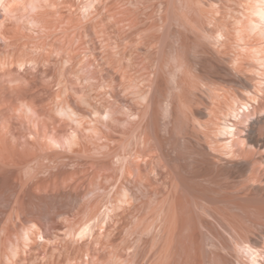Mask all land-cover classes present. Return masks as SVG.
I'll list each match as a JSON object with an SVG mask.
<instances>
[{"label":"rangeland","instance_id":"obj_1","mask_svg":"<svg viewBox=\"0 0 264 264\" xmlns=\"http://www.w3.org/2000/svg\"><path fill=\"white\" fill-rule=\"evenodd\" d=\"M200 1L27 0L0 10V264L247 262L227 217L255 238L263 223L225 204L240 183L209 153L231 141L237 71L201 56L236 52L255 0ZM216 69L233 98H212Z\"/></svg>","mask_w":264,"mask_h":264},{"label":"bare ground","instance_id":"obj_2","mask_svg":"<svg viewBox=\"0 0 264 264\" xmlns=\"http://www.w3.org/2000/svg\"><path fill=\"white\" fill-rule=\"evenodd\" d=\"M27 0H0V10L1 11H8V10H12L13 8H15V6L20 3H23ZM196 2H199L200 0H194ZM214 1V0H213ZM220 1V0H219ZM202 2V1H200ZM254 5L252 7H248L249 9H247V15L246 17H248V22L246 24L245 27H243V25H241L243 28L239 29L238 32H240L239 34V43H238V48L235 49L236 52L234 51L233 54L232 51H230L231 53H229L228 51H222V50H217V49H208L207 51L203 52V56L205 57L204 60V64H209V66H212L213 69H215L217 67V69L219 70H226L228 72H230V70L235 71L236 69V74L237 77H235V79H232V88L230 87V85H228V88L226 86V84L223 87L220 83H224L222 82L225 81V83H229L231 84V82L226 81L224 79V77L221 75V71L219 72V70H217V72H215L217 74V78L216 76H214L216 79L215 81H211L212 83H210V85L208 86L210 88H208V91L210 92L211 96H213L212 98H218L220 101L222 97H224L223 99L228 98L227 96L231 94H229V87L233 90V92L235 91L234 96L236 97V99H234V101L236 102L237 106H230V112L231 115L233 116L234 120L232 122H230L231 124H226V126L224 127V130L226 131L225 133L229 136V138L231 139V141L228 142L227 138H223V140L221 139V142L223 143V148H224V153H212L209 151L210 153V162L212 163V165L217 166V168L219 169L220 175L222 174L223 176H226L227 178H231V180L235 179L239 181L240 183V187L239 189L236 191V196L232 198H228L229 195L223 196L225 197V202L224 199H222L220 196L219 198L220 201L223 202V204H227L228 201V205L231 206L232 203L234 204L235 207H237L238 209L242 210L241 212L244 211L243 215L247 214V212L253 213L251 214L252 216H254L257 219H261V220H256L254 223H258V225H260V221H262V225H263V229L262 232L260 231L261 236L260 238H255V236L258 235H251V233L249 234L247 232V234L244 235V233H246V230H244V228H239V225L235 224L233 221L231 222L230 219L227 217L226 221L227 223H232L228 224V227L233 226V228H230L231 230H233L232 232L234 233V235L232 234L233 237H235L237 240L236 244L238 246V248L241 249L242 253H246L247 254V262H240L239 264H264V70L260 71L261 73V78L260 80L257 79L256 74L253 73L256 66L259 64V67H261L262 65H264V0H255L253 1ZM252 3V2H251ZM200 6L202 3H199ZM251 5V4H250ZM244 7V6H243ZM247 8V7H245ZM244 8V9H245ZM238 19V18H236ZM242 19V18H240ZM247 19V18H245ZM236 21V20H234ZM247 21V20H246ZM245 22V20H244ZM237 23V22H236ZM235 24V23H234ZM234 26V25H233ZM236 28V27H235ZM236 30V29H235ZM241 30V31H240ZM243 30V31H242ZM236 32V31H235ZM206 46V45H205ZM207 48V47H206ZM203 50V49H202ZM202 53V51H201ZM233 55V59H230L232 57H230L231 55ZM230 57V58H229ZM228 58V59H227ZM206 59V60H205ZM227 60L232 64L228 65ZM18 62L16 63H21L19 62V60H17ZM21 61V60H20ZM24 61V60H22ZM207 63H206V62ZM11 62V61H10ZM27 62V61H26ZM29 62V61H28ZM227 62V63H226ZM15 63V62H14ZM15 63V64H16ZM24 63V62H23ZM233 65L236 67L234 69ZM231 66V68H230ZM208 67V65L206 66ZM211 67V69H212ZM264 69V66H263ZM210 70V69H209ZM215 70V71H216ZM223 72V71H222ZM211 74V72H210ZM215 74V75H216ZM213 77V75H211ZM209 76V77H211ZM208 77V79H209ZM223 77V78H222ZM221 79V80H219ZM211 80V79H210ZM209 80V82H210ZM217 81H219L217 83ZM214 83V86H213ZM217 83V84H215ZM206 84V83H205ZM212 85V87H210ZM206 86V87H207ZM236 87V90L235 88ZM232 97V96H231ZM233 98V97H232ZM230 101V100H228ZM227 103V102H225ZM26 104V103H25ZM231 104V103H230ZM222 105V104H221ZM228 105V104H227ZM32 106V105H31ZM31 106L26 105L28 110H32ZM229 106V105H228ZM68 108H70L68 106ZM72 108V107H71ZM22 109H24L22 107ZM35 109V107H34ZM243 110L242 112H240V110ZM245 109V110H244ZM36 110V109H35ZM60 110H62V108H60ZM24 111V110H23ZM27 112V110H25ZM58 111V110H57ZM1 112V111H0ZM3 112V111H2ZM30 112V111H29ZM60 111H58L59 113ZM68 112V111H67ZM70 112V110H69ZM38 113V112H37ZM76 113V112H75ZM75 113L73 112V115H75ZM1 114V113H0ZM6 114V113H5ZM23 115L26 114L25 112L22 113ZM2 115V114H1ZM4 115V113H3ZM9 115V114H8ZM23 115L21 118H23ZM27 115V114H26ZM29 115V113H28ZM39 115V113H38ZM70 115V114H68ZM230 115V114H229ZM25 116V115H24ZM40 116V115H39ZM72 116V115H71ZM70 116V117H71ZM82 116V115H81ZM5 117V116H4ZM27 117V116H26ZM36 117V116H35ZM69 117V118H70ZM74 117V116H73ZM76 117H80L76 114ZM72 118V117H71ZM70 118V119H71ZM75 118V117H74ZM77 118V119H78ZM4 119V118H3ZM24 119V118H23ZM22 119V120H23ZM28 119V118H26ZM34 119V117H33ZM73 119V118H72ZM76 119V120H77ZM84 119V118H83ZM83 119H81L83 121ZM30 120V119H29ZM79 120V119H78ZM2 121V120H1ZM26 121V120H25ZM28 121V120H27ZM80 121V120H79ZM79 121H76L78 123H80ZM230 121V120H229ZM10 122V121H9ZM24 122V121H23ZM84 122V121H83ZM22 123V122H21ZM39 123V122H38ZM25 124V123H24ZM32 124V123H31ZM77 124V123H76ZM84 124V123H83ZM2 125V124H1ZM6 125V124H5ZM33 125V124H32ZM82 125V123H81ZM80 125V126H81ZM94 126V125H93ZM34 127V126H33ZM28 128V127H27ZM38 128V127H37ZM36 128V129H37ZM82 128V127H80ZM17 129V128H15ZM26 129V128H25ZM24 129V130H25ZM46 129V127H45ZM44 129V130H45ZM19 130V129H18ZM32 130V129H31ZM35 130V129H34ZM220 130V129H219ZM223 130V131H224ZM33 131V130H32ZM37 131V130H36ZM35 131V132H36ZM41 131V130H40ZM43 131V130H42ZM94 133L97 130H93ZM99 131V130H98ZM14 132V131H13ZM19 132L22 133V131L19 130ZM44 132V131H43ZM47 132V130L45 131ZM221 132V131H220ZM24 134H26L25 132H23ZM29 133V132H28ZM37 133V132H36ZM99 133V132H98ZM14 134V133H13ZM76 134V133H75ZM97 134V133H95ZM16 135V134H15ZM21 135V134H19ZM31 135V134H30ZM101 135V134H99ZM33 136V134H32ZM77 135H75L74 137H76ZM19 137V136H18ZM21 137V136H20ZM45 137V136H44ZM224 137V136H223ZM48 138V137H47ZM25 140V138H24ZM23 140V141H24ZM33 140L34 137H33ZM44 140V139H43ZM227 140V142H226ZM27 141V140H26ZM26 141H24L26 143ZM29 141V140H28ZM37 141V140H36ZM58 141V140H57ZM20 142V141H19ZM22 142V141H21ZM23 142V143H24ZM35 142V141H34ZM32 141V143H34ZM46 142V141H45ZM44 142V145H45ZM60 142V141H59ZM62 142V141H61ZM29 143V142H28ZM31 143V144H32ZM4 144V143H3ZM29 144V147L30 145ZM58 144V143H57ZM8 145V144H7ZM22 145V144H21ZM35 145V144H33ZM59 145V144H58ZM228 145V146H227ZM27 147V143L26 145H24ZM37 146V145H36ZM41 146V145H40ZM61 146V145H60ZM6 147V146H5ZM35 147V146H33ZM30 147L29 149L33 148ZM39 147V146H37ZM7 148V147H6ZM51 148V147H50ZM65 148V146H64ZM117 148V147H116ZM20 149V148H18ZM27 149V148H26ZM35 149V148H33ZM66 149V148H65ZM64 149V150H65ZM39 150L38 148L36 149V151ZM40 150H43L42 148ZM24 151V149H23ZM27 151V150H26ZM29 151V150H28ZM33 151V150H32ZM44 151V150H43ZM53 151V150H52ZM51 151V152H52ZM60 151V150H59ZM74 151V150H73ZM221 151V150H220ZM5 152V151H4ZM3 152V153H4ZM45 152V151H44ZM62 152V151H61ZM33 152H31L32 154ZM40 153V152H39ZM43 153V152H42ZM48 153V152H47ZM46 153V154H47ZM53 153H56V151L54 150ZM58 153V152H57ZM78 153V152H77ZM29 154V152H28ZM29 154V155H31ZM45 154V155H46ZM65 154V153H64ZM76 154V153H75ZM74 154V155H75ZM34 156V154H32ZM50 155V153L48 154ZM53 155V154H52ZM57 155V154H55ZM63 155V153H62ZM77 155V154H76ZM51 156V155H50ZM58 156V155H57ZM56 156V158H57ZM61 156V155H60ZM17 157V156H16ZM15 157V159H16ZM20 157V156H19ZM55 156L53 155L52 158H54ZM208 157V156H207ZM42 159H44L43 157H41ZM50 158V157H48ZM13 159V158H12ZM14 159V160H15ZM20 159V158H18ZM33 159V158H32ZM31 159V160H32ZM35 159V158H34ZM47 159V158H46ZM6 160V159H5ZM17 160V159H16ZM30 160V161H31ZM36 162H38V159H35ZM50 160V159H49ZM19 161V160H18ZM29 161V162H30ZM34 161V160H33ZM31 161V163L33 162ZM41 161V160H40ZM43 161V160H42ZM4 162V161H3ZM2 162V163H3ZM10 162V161H9ZM12 162V161H11ZM10 162V164H11ZM17 162V161H16ZM28 162V160H27ZM27 162L25 164H27ZM28 162V163H29ZM13 163H15L13 161ZM23 163V161H22ZM39 163V162H38ZM55 163V162H54ZM137 163V162H136ZM5 163H3L4 166ZM9 164V165H10ZM21 164V162H20ZM24 164V163H23ZM53 163H50V165ZM61 164V163H60ZM210 164V163H209ZM208 164V165H209ZM7 165V164H6ZM6 165L4 166V168L6 169ZM15 165V164H13ZM19 165V164H16ZM29 165V164H28ZM27 165V166H28ZM31 165V164H30ZM56 165V164H55ZM54 165V166H55ZM21 167L22 164L20 165ZM41 166V165H39ZM45 166V165H44ZM211 166V164H210ZM12 168V164L11 166H8V168ZM20 167V168H21ZM58 167V166H57ZM213 167V166H211ZM210 167V168H211ZM4 168L2 169V171L4 170ZM19 168V167H17ZM15 169V166L13 168V170ZM22 169V168H21ZM46 169V167H45ZM213 169V168H211ZM210 169V170H211ZM9 170V169H7ZM11 170V169H10ZM9 170V171H10ZM17 170V169H16ZM15 170V171H16ZM216 170V169H215ZM6 171V170H4ZM3 171V173H4ZM23 172V171H22ZM20 172V173H22ZM16 173V172H15ZM218 173V170H217ZM214 174V173H213ZM211 172V175H213ZM7 175V173H6ZM12 175V174H11ZM219 175V174H218ZM217 175V176H218ZM9 176V174H8ZM19 176V175H18ZM180 176V175H179ZM215 179V178H214ZM226 179V178H225ZM183 180V179H182ZM211 181H213V179H210ZM228 180V179H227ZM184 181V180H183ZM181 182V180H180ZM224 190V189H223ZM227 190V189H226ZM207 191V190H206ZM209 191V190H208ZM216 192L217 190H212L213 192ZM205 193V192H204ZM207 193H205L206 196ZM211 194V193H210ZM215 194V193H214ZM218 194V193H216ZM215 194V195H216ZM223 194V193H222ZM221 194V195H222ZM230 194V192H229ZM204 195V194H203ZM214 195V196H215ZM226 195V194H223ZM213 196V194L211 195ZM209 197V196H208ZM214 198V197H213ZM211 198V199H213ZM216 198L218 199V197L216 196ZM257 198H259V202L257 201ZM205 199V198H204ZM216 199V200H217ZM175 200L177 201V198H175ZM179 200V198H178ZM215 200V198H214ZM236 200V201H234ZM206 201V199L204 200ZM180 201H177V205ZM208 202V201H207ZM213 202V201H211ZM210 202V205L212 204ZM217 203V202H216ZM215 203V204H216ZM230 203V204H229ZM175 204V205H176ZM218 204V203H217ZM227 205V206H228ZM214 206V205H213ZM211 206V208L213 207ZM218 206V205H217ZM228 206V207H229ZM178 207V206H177ZM222 207V206H221ZM220 207V208H221ZM234 207V208H235ZM231 208V207H230ZM233 208V206H232ZM236 208V209H237ZM210 209V208H209ZM218 209V208H217ZM216 209V210H217ZM219 210V209H218ZM223 210V209H222ZM240 210H237V212H239ZM220 212V211H219ZM217 211V214L219 213ZM235 212V211H234ZM233 212V213H234ZM240 212V213H241ZM224 213V212H223ZM222 213V215H224ZM226 213H228L226 211ZM211 214H215V213H211ZM250 214L248 213L246 216L249 217ZM209 215V214H208ZM213 215H210L211 218ZM221 215V216H222ZM234 215V214H233ZM249 215V216H248ZM225 216V215H224ZM235 216V215H234ZM234 216L232 218H234ZM216 217V214H215ZM214 217V218H215ZM251 217V216H250ZM214 218H212V221L214 220ZM218 218V217H217ZM216 219V221H218V219ZM253 218V217H252ZM210 219V218H209ZM236 219V218H235ZM211 221V220H210ZM225 221V220H224ZM235 221V220H234ZM215 224V223H214ZM236 225V226H235ZM212 226V225H211ZM257 226V224H256ZM242 229L243 233L240 231ZM246 229V228H245ZM250 230V229H248ZM251 231V230H250ZM249 231V232H250ZM231 232V231H230ZM231 232V233H232ZM251 235V236H250ZM234 238V239H235Z\"/></svg>","mask_w":264,"mask_h":264}]
</instances>
